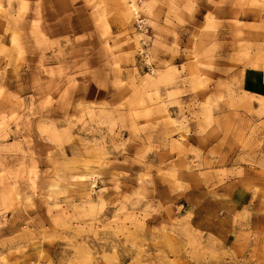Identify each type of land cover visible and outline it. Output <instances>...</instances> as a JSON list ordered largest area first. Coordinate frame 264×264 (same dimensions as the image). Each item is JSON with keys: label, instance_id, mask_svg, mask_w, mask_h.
Masks as SVG:
<instances>
[{"label": "rangeland", "instance_id": "rangeland-1", "mask_svg": "<svg viewBox=\"0 0 264 264\" xmlns=\"http://www.w3.org/2000/svg\"><path fill=\"white\" fill-rule=\"evenodd\" d=\"M262 62L264 0H0V264H264Z\"/></svg>", "mask_w": 264, "mask_h": 264}, {"label": "crops", "instance_id": "crops-1", "mask_svg": "<svg viewBox=\"0 0 264 264\" xmlns=\"http://www.w3.org/2000/svg\"><path fill=\"white\" fill-rule=\"evenodd\" d=\"M207 5H210V3H207ZM239 20L253 21L256 19H252L251 16H247L239 18ZM218 64H222V61L219 60ZM238 66L239 65L237 64L236 68H238ZM239 78L240 87H243V89H245L248 93L264 96V62L258 65L247 64L243 66Z\"/></svg>", "mask_w": 264, "mask_h": 264}]
</instances>
